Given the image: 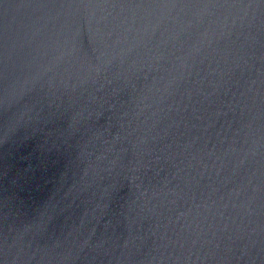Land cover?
<instances>
[{
  "label": "water",
  "instance_id": "95a60500",
  "mask_svg": "<svg viewBox=\"0 0 264 264\" xmlns=\"http://www.w3.org/2000/svg\"><path fill=\"white\" fill-rule=\"evenodd\" d=\"M0 264H264V0H0Z\"/></svg>",
  "mask_w": 264,
  "mask_h": 264
}]
</instances>
